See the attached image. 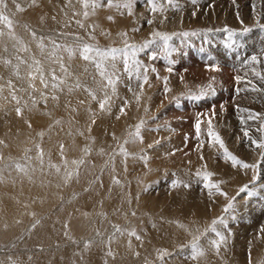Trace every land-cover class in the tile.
Instances as JSON below:
<instances>
[{
  "label": "bare ground",
  "instance_id": "6f19581e",
  "mask_svg": "<svg viewBox=\"0 0 264 264\" xmlns=\"http://www.w3.org/2000/svg\"><path fill=\"white\" fill-rule=\"evenodd\" d=\"M29 1L7 0V4L11 9L15 3L27 4ZM41 1L45 10L43 14L36 10L23 14L13 9V12H17L15 14L20 18L34 20L35 24L41 25L33 30L71 33L72 37L74 35L94 44L122 42L124 38H119L120 30L127 26L130 32L137 22L135 18L128 20L132 13L126 16L123 9L102 12L100 10L106 8L100 6L93 12L77 0L61 3L57 0ZM85 11L89 12L87 18L83 15ZM18 25L9 31L0 24V32L3 33L0 35V254L8 250L16 253L13 256L4 257L9 252L0 255V264H244L242 256L247 245H250L248 249H252L258 239L259 224L251 226L252 243L244 241L248 240L245 238L236 243L228 242L217 251L211 245L214 234L204 232L201 235L209 226L198 230L196 226L185 225L198 218H207L209 200L206 195L197 198L190 186L182 187V177L178 175L175 179L181 182V187L171 186L167 201L159 203L155 198L141 196L142 183L138 177L136 181L134 175L128 174L127 168H134L132 162L144 154L137 156L134 152L140 141L131 142L129 133L134 131L135 125L127 123L131 116L138 117L145 112V89L137 103L134 93L140 91L139 85L121 73L120 62H117L120 80L116 96L110 101V110L102 111L99 100L103 98L105 82L94 64L81 59L77 46L59 39L34 36L25 32L22 24ZM107 31H110L109 35H106ZM41 38L45 46L43 51L38 46ZM127 40L136 41L131 33ZM53 41L62 46L55 56L51 55ZM254 46V55L258 56L262 65L253 66L264 72V55H261L264 46L261 41ZM67 47L74 50L71 58L64 50ZM61 63L66 71L61 70ZM37 67L47 80L48 87L41 83L40 73L35 71ZM154 67L157 68L156 65ZM156 71L163 72L161 67ZM30 74L35 78L31 79ZM53 75L57 77L56 89L51 87ZM201 75L208 76L205 73ZM60 80L64 83H59ZM129 87L133 91H129ZM86 89L94 91L97 99L93 100ZM107 91L111 94L110 89ZM126 100L128 105L125 114L121 115L120 108ZM240 108L246 109V106ZM17 109H20L19 116ZM92 110L97 111L99 116L95 124H92L95 115L91 114ZM56 113L59 116H54ZM245 121L243 128L253 126L251 121ZM36 125H40L38 130H31ZM147 130L141 132L146 142L153 140L158 133L152 131L148 134ZM90 137L93 139L91 144ZM119 140L123 142L118 145ZM88 144L91 148L85 147ZM61 145L64 146L63 158ZM95 145L103 147L105 153H93ZM120 145H124L129 153L127 158L119 153ZM178 146L171 141L165 142L163 148L175 151ZM85 149L88 151L85 152ZM80 159L84 163L76 168L71 162ZM196 162V169L204 168L201 157ZM66 164L68 170H75L76 173L67 183L64 182ZM50 165L58 166L60 171ZM225 169L228 170L227 167ZM232 178L235 185L242 182L237 173ZM113 179L120 183H113ZM135 184L136 188H133ZM164 203L169 205L170 210ZM237 203H241V210H248L254 204L250 197L245 196L242 202ZM263 205L264 202L259 207ZM216 211H212V216ZM255 211L253 207L251 213L254 216ZM37 220L39 224H36ZM142 226L146 229L139 228ZM219 226H216L217 230L224 231L223 226ZM24 228L27 233L17 244L9 247L8 242ZM131 231H135L140 239L130 236ZM221 233L227 240L226 234ZM197 236H200L198 244L204 255L193 260L186 246H190ZM85 244H88L87 248Z\"/></svg>",
  "mask_w": 264,
  "mask_h": 264
},
{
  "label": "rangeland",
  "instance_id": "374dc122",
  "mask_svg": "<svg viewBox=\"0 0 264 264\" xmlns=\"http://www.w3.org/2000/svg\"><path fill=\"white\" fill-rule=\"evenodd\" d=\"M57 1L61 3L65 0ZM77 1L81 2V0ZM97 2L99 4L98 7H90L93 12L97 11L100 6H104L103 8L106 9L100 11L108 12L110 9H123L126 11L124 13L126 16L131 14H129V10L122 7V5L127 2L131 3L132 15L128 20L135 18L137 22L130 32L127 26L120 30V34L126 33L127 38L131 33L132 38L136 39V41L128 40L130 44L140 46L149 39H152V33L154 32H160L172 37L168 43L167 50L164 49L161 42L157 41L147 50L139 53L137 57L149 69L155 68V71L149 72V84L151 86H149V84L144 86L145 102L143 103L144 109H147V111L141 112V115L138 117L131 116L127 124L129 126H136L143 121L144 125L141 132L143 129H148V134H151L152 131L154 133L158 132L153 140L151 139L152 141L149 140L146 142L142 137V142L140 141L138 149L136 148L137 150H134L137 156H141L142 154L147 155V164L139 157L132 162L135 164L134 168H127V173L131 176L134 175L136 181L140 179L142 183L140 188L141 196H144L145 199L155 198L159 203L169 200L172 182L179 175L183 180L181 184L182 187L187 184L193 189L194 195L197 198L205 197L206 195L207 201L209 200L206 208L207 218H198V220L189 221L187 224L185 223V225L196 226L198 230H201L210 226L213 220L225 217L228 226L227 228L222 227L224 231L221 232L226 234L227 240H225V243L221 244V246H224L228 242L236 243L245 238H248V240L245 239L244 241L252 243L250 237L252 232V230H250L252 228L251 226L259 224L257 227L259 231L261 228H264V205L259 207L260 204L264 202V162L260 165L261 177L254 184L252 179L254 173L251 169L241 170L240 168H233L229 162L223 159L218 146H208L206 130L208 117L212 116L214 111L215 115L212 120L214 130L219 133L228 151L249 164H255L258 160H261L259 154L260 150L252 148L251 142L246 140L241 130L240 115H242L241 117L244 119H247L248 113L245 112L242 114L237 109L244 105L246 109L260 113L261 117L264 118V92L242 90L237 94V88L245 89L247 87L250 89V85L246 86L243 82L237 84L235 77L240 76L242 81L251 80L257 87L264 89V82L259 81L252 75V68H254V66L245 65L244 63L245 60L256 52L254 45L258 41H261L264 46V27H262L264 26V0H173L172 4H169L168 0H155L157 4L163 7L162 12L155 13L151 12L147 0H111V7L108 6L109 0H97ZM3 3L4 4L0 5V9L3 10L4 14H6L9 19L16 23H13V28L17 24H22V27L24 26V31L27 33L50 37L52 40H63L74 46L90 44L99 49L124 47V39L122 42L113 41L110 44L107 42L94 44L82 38L80 39L79 37V39H77L74 35L72 37L71 33L61 34L56 33L54 30H50L49 32L52 31L51 33H44L43 30H33L34 27L40 28L41 25L35 24L34 20L20 18L15 14L17 12H13V9H18L14 6H19V13L21 12L24 14L36 10L39 14H43L45 10L41 0H30L27 4L18 2L15 3L11 9L8 8L9 5L7 4V0H3ZM193 13H195V15H193ZM149 20L152 21L151 24L148 23ZM229 21L232 22L230 23ZM257 21H259V24ZM244 28H248L250 31L244 33ZM225 29H228L230 32H235L237 35L229 39L228 33L224 31ZM185 32L189 33L186 37L182 35V33ZM108 33H110V31H107L106 35ZM53 34L63 35L65 37L61 38L57 35L53 36ZM119 38L123 37L119 35ZM102 40H105V38ZM228 45L231 46L229 47ZM151 54H155L156 58L149 59ZM210 64L216 65L219 70L214 72L208 70ZM154 65H156L157 68L154 67ZM257 65L262 64L259 63ZM120 66L121 73L126 74L123 71L122 62H120ZM160 67L163 72L158 73L156 69ZM169 67L173 69L171 73L166 70ZM178 71H180V73ZM202 73L203 75L204 73L208 74V76L202 77ZM157 74L159 75V79L157 78ZM165 77H167V84L164 82ZM131 81L139 85V82L135 79H131ZM209 85H211V90L208 91L207 95L200 99L190 98L198 96L201 89H207ZM165 87H167L169 91L165 92ZM96 113L97 111L93 110L91 112V114L94 115L92 124L97 123L99 120V118H97L99 116H97ZM54 116H59V113H56V115L54 114ZM197 117L201 120L200 140L203 141V149L199 147L200 141L196 139L194 125L197 121ZM39 119L41 120L42 118ZM260 122L261 121L258 120H251L253 126L247 128L253 138L259 139L260 133L256 131V129L259 127ZM39 127L40 125H36L31 130L36 131ZM125 130L127 132V129ZM13 137L14 136H12V138ZM89 140V144L93 143L92 138ZM171 141L180 145L178 146L179 149L175 150L176 152L168 151L163 148L165 142L169 143ZM122 142V140H119L117 144L119 145ZM89 144L85 147L91 148ZM117 144L116 146L118 147ZM149 145H152V147H149ZM189 145L192 148H190ZM97 146L98 145H95V147L92 146L94 150L93 153H105L103 152V147ZM116 146L115 148H117ZM6 148L10 149V147ZM165 150H167L168 153ZM195 154L199 158L203 157V169L199 170L195 168L198 158ZM225 167H227L229 171H225ZM143 169L146 171L141 172ZM139 170L140 172H138ZM198 170L201 172L207 170L213 173L211 182H219L220 189L227 193L228 199L218 194L212 195L213 197L209 196L208 190L203 187V181L197 178L196 173ZM142 173H144V175ZM236 173L242 177V182L240 181L237 185L233 184L234 180L232 178ZM136 177H138V179ZM136 185L137 184H135L133 188H136ZM245 185H248L249 189L254 193V195L250 197V200L253 201L254 204H257L255 206L251 204L248 210H241V207H239L241 203L237 202H242L244 196L246 198L248 196L246 193H241L239 189ZM198 195L200 197H198ZM229 200H233L232 208L229 212L225 213L223 210L228 205ZM212 201H214V205H212ZM164 206L169 209L167 203H164ZM243 207H245V205ZM253 207L254 210L255 208L257 210L254 212L255 216L251 213ZM213 210H217L218 212H214L212 216ZM233 216L235 219L232 218ZM221 226L222 225L218 228ZM139 228L143 230L146 229L145 226ZM27 229H29V227ZM207 229H204L203 233H206ZM21 231L22 232L16 235L14 239L8 242L7 245L9 247L17 244L23 234L25 235L27 233L26 228ZM234 231L236 234H234ZM259 231H257V236H259V238L256 240L252 249H248V244L244 251L245 253L242 256L244 264H264V232L260 231V233ZM239 233L242 234L241 237H239ZM230 236H232V238H229ZM186 247L190 249V246ZM38 251L40 252L43 250ZM5 252L9 253L4 255ZM13 254L16 253H12L8 250L2 252L0 255H4L5 257L13 256ZM173 254L175 255V253Z\"/></svg>",
  "mask_w": 264,
  "mask_h": 264
},
{
  "label": "snow or ice",
  "instance_id": "6c2138e0",
  "mask_svg": "<svg viewBox=\"0 0 264 264\" xmlns=\"http://www.w3.org/2000/svg\"><path fill=\"white\" fill-rule=\"evenodd\" d=\"M81 3L85 9H88L89 7L96 8L99 6L97 0H81ZM147 3L149 5V8L151 9V12L155 13V12H162L163 11V7L159 4H157L155 2V0H147ZM168 3L172 4L173 0H168ZM2 4H3V0H0V5H2ZM108 6L109 7L112 6L111 0H109ZM122 7L127 8L129 10V14H131L132 5L130 2L123 4ZM17 8L19 10V6H17ZM83 15L85 18H87L89 15V12L85 11L83 13ZM193 15H195V13H193ZM109 19L111 20L112 18L109 17ZM77 23H79V21H77ZM148 23L151 24L152 21L149 20ZM257 23L259 24V21H257ZM0 24H2L5 28H8L9 31H11L13 21L11 19H9V17L6 14H4L2 9H0ZM81 27H83L82 24H81ZM262 27H264V26H262ZM224 31L228 33L229 39H231L233 36L237 35V33L230 32L228 29H225ZM249 31H250V29H248V28L243 29L244 33H247ZM2 34L3 33L0 32V35H2ZM193 34H195V33H193ZM33 35L35 36L34 33H33ZM120 35L124 38V47H122V48L99 49V48L93 47L90 44H82V45H78L77 49H76L79 51L81 59L94 64L98 75L105 82V90H104L103 98L99 100V108L102 111L106 110V109L110 110V101L112 100V97L116 96V86L120 80L119 70L117 69V62L123 63V71H124V73H126L128 75L130 80L135 79L137 82H139L140 91L137 93H134L135 99H136L137 103H139V101L141 99V95L143 94L144 86L146 84H149V72L150 71L154 72L155 68L149 69L144 63H142L137 58L138 54L147 50L154 42H157V41L161 42L164 49L167 50L168 43L172 39V37L169 35H166V34H163L160 32H154V33H152V39H149L148 41H146L142 45L137 46L136 44L128 43L126 33H121ZM182 35H184L186 37L189 35V33L185 32V33H182ZM77 39H79V38H77ZM42 40H43V38H41V43L38 46L43 51L45 46H44ZM52 44H53V47H52L51 55L55 56L56 51L58 49H60L62 46L60 44L55 43L54 41L52 42ZM228 46L230 47L231 45H228ZM64 50L68 53L69 57L71 58L74 50L71 47H67ZM261 55H264V52H262ZM155 58H156L155 54H151L149 56V59H155ZM57 59H62V58H57ZM244 63H245V65H257L260 63V60H259L257 55H252L250 58L245 60ZM60 67H61L62 71H66L63 63H61ZM166 70L169 73H171L173 71V69L171 67L167 68ZM208 70L218 71L219 69L216 65L210 64L208 67ZM35 71L40 73L41 83L44 84L45 87H48V82L44 78V75L41 72V70L39 69V67H37L35 69ZM252 75L255 76L259 81L264 82V72L258 71L256 68H252ZM30 78L34 79L35 77L30 74ZM157 78L159 79L158 74H157ZM52 80L54 82L51 84V87L53 89H56L58 87V84L55 82V81H57V77L55 75H53ZM235 80H236L237 84H240L241 82H243L246 84V86L250 85V90L253 92H264V89L257 87V85L252 83L251 80H243L242 81V78L240 76H236ZM164 82H165V84H167V77L164 78ZM59 83L62 84V83H64V81L60 80ZM149 86H151V85L149 84ZM107 89L111 90V94L108 93ZM209 90H211V85H209L207 89L202 88L200 91V94L198 96H194V97H190V98L200 99L203 96L207 95ZM242 90H249V89L247 87L245 89L237 88V94H239V92ZM86 91H88L89 96H91V98L93 100L97 99V96H96L94 91H91L88 89H86ZM129 91H133V89L131 87H129ZM167 91H169V89L167 87H165V92H167ZM213 94H214V92H213ZM52 98L56 99L55 96H53ZM13 99H15V97H13ZM44 99L46 100L47 97H44ZM127 105H128V101L126 100L124 102V105L121 106V108H120V114L121 115L125 114V108L127 107ZM222 107H223V105H222ZM145 110L147 111V109H145ZM237 110L241 113L247 112L248 113L247 120H249V121H251V120L261 121L259 123V127L256 129V131H258L260 133L259 139L253 138L250 135L249 130L247 128L242 127V129H241L243 132V136L246 138V140L251 142L252 148L260 150L259 154H260L261 160H258L255 164H249V163H246V162L240 160L239 158H237L235 155H233L232 153H230L228 151V149L225 147V144H224L221 136L219 135L218 132H216L214 130V125L212 123V120H213L214 115H215L214 111H213V115L208 117V122H207L206 135L208 137V146L209 147L218 146L219 150L222 153L223 159L226 162H229L233 168H240L241 170L251 169L254 173L252 179H253V183L255 184L261 177L260 165L262 162H264V118L261 117L260 113L252 112L248 109H243V108L238 107ZM16 111H17V115L19 116L20 115V109H17ZM117 119H119V116L117 117ZM240 123H241V125H244L246 123V121L243 117L240 118ZM143 125H144V122L141 121L140 123H138L135 126V130L129 133V138H130L131 142H136V141L142 142L141 129H142ZM194 128H195V132H196V139L198 141H200L199 147L202 148L203 147V141L200 140V137H201V120L199 117H197V121L194 125ZM128 142L129 141H125V143H128ZM157 143H158V141H157ZM60 147H61V157L63 158V147L64 146L61 145ZM149 147H152V145H149ZM37 148L39 149V145H37ZM87 151L88 150L85 149V152H87ZM119 153L121 155H123L125 158H127L129 155V153L124 148V145L119 146ZM42 155L43 154L41 152L40 153L41 160H42ZM141 159L145 161V164H147V159H148L147 155L142 156ZM201 159H203V157H201ZM71 163L73 165H75L76 168H78L80 165H82L84 163V160L83 159L73 160ZM50 166L54 167L57 172L60 171V168L58 166H56V165H50ZM75 174H76L75 170H68L67 164H66L65 165L64 182L67 183ZM196 175H197V178L199 180L203 181V187L208 190L209 196H212L214 194H218V195L224 196L226 199H228L227 193L223 192L220 189V183L219 182H216V183L211 182V177L213 176V173H211L207 170H204L203 172L198 170ZM113 183L119 184L120 182L116 179H113ZM180 183H181L180 181L174 180L172 182V186L177 187L180 185ZM184 186L188 187L187 184H185ZM239 191L241 193H246L248 197H252L254 195V193L249 189L248 185L241 187L239 189ZM232 204H233V200H229L228 205L225 207V209L223 211L225 213L229 212V210L232 208ZM232 218L235 219L234 216ZM36 224H39L38 220L36 221ZM217 225H222L223 227L227 228L228 225H227L226 218L220 217L218 219L213 220L211 222V225L208 227V229L206 231L214 234L215 239L211 240V245L217 251H219L221 244L225 243V237L220 231L217 230V227H216ZM33 227H35V225H33ZM117 231H119V229H117ZM260 231L264 232V228H261ZM204 234L205 233H201V235H204ZM129 235L135 236L136 239H140V237L135 233V231L129 232ZM257 238H259V236H257ZM199 239H200V236L195 237L193 242L190 245L191 259H193V260H196L198 257H201L204 255L203 250L199 247V244H198ZM85 247L87 248L88 244H85ZM109 254H111V253H109ZM164 254H166V253H164ZM164 254H162V256Z\"/></svg>",
  "mask_w": 264,
  "mask_h": 264
}]
</instances>
